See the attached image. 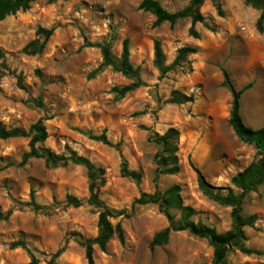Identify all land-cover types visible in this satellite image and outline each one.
Wrapping results in <instances>:
<instances>
[{
  "label": "rangeland",
  "instance_id": "rangeland-1",
  "mask_svg": "<svg viewBox=\"0 0 264 264\" xmlns=\"http://www.w3.org/2000/svg\"><path fill=\"white\" fill-rule=\"evenodd\" d=\"M142 1L35 0L29 10L1 21L5 58L0 62V122L7 129H29L43 120L48 139L42 148L83 156L105 169L99 198L115 211L126 209L129 217L112 220L121 223L125 243L115 236L106 252L95 247L94 264H211V245L188 231L171 232L165 245L152 250L154 236L169 226L168 219L157 205L135 201L144 193H164L178 185L184 205L195 211L191 221L219 233L231 230L232 209L200 191L194 168L226 193L231 179L258 159L255 148L241 142L228 123L232 95L223 86V70L237 91L252 84L241 97L240 113L247 126L264 128V25L260 31L257 24L261 12L244 0H207L199 8L204 22L196 24L199 38L194 39L189 35L191 19L155 27V17L139 9ZM157 1L172 13L190 4ZM40 28L53 30L43 53L25 54L27 44L44 41ZM85 40L109 44L116 58L129 40L130 59L144 85L117 99L113 90L133 81L111 68L96 73L101 52L84 47ZM156 41L167 65L182 47H196L198 53L161 77L154 65ZM178 95L192 96L193 101L169 102ZM39 98L44 108L33 104ZM171 128L180 133V171L157 178L160 148L152 137ZM103 133L119 148L93 139ZM29 143V138L0 140V211H13L0 223V264L30 262L26 250L13 247L19 241L40 264H48L59 250L63 252L56 264H88L81 241L98 235L100 210L86 204L87 171L71 163L49 167L36 158L22 165ZM123 161L137 178L122 175ZM69 196L84 201L83 206L68 205ZM170 214L176 221L182 218L181 211ZM243 214L255 216V224L245 228V247L252 253L234 249L229 262L264 264V188L247 196Z\"/></svg>",
  "mask_w": 264,
  "mask_h": 264
},
{
  "label": "trees",
  "instance_id": "trees-1",
  "mask_svg": "<svg viewBox=\"0 0 264 264\" xmlns=\"http://www.w3.org/2000/svg\"><path fill=\"white\" fill-rule=\"evenodd\" d=\"M35 0H0V22L6 18L16 15L18 12H25L30 9L31 4ZM53 2L60 0H52ZM207 0H190V4L179 12L167 11L157 0H143L139 5V9L149 12L155 17L154 26L160 27L164 23L170 26L176 25L180 20L191 19L192 26L189 30V35L194 39L199 38V33L195 30L198 23L204 22V17L200 14L199 8ZM247 5L261 12L258 20V28L260 31L264 25V0H244ZM38 35H42L45 39L41 41L39 38L27 44L23 52L27 55L35 56L43 53L47 41L53 35V30L40 28ZM84 47H95L101 52L102 63L97 72H101L106 68H111L113 71L122 74L124 77L133 82L122 88H115L113 92L117 99L125 97L127 94L139 89L144 85L139 68H136L130 59V44L129 40L123 43L122 54L120 58H116L111 46L107 43L93 44L85 40ZM198 53L196 47H182L178 50L175 60L172 64L167 65L165 54L160 41H156L154 45V65L160 72L161 77L166 76L169 72L174 71L182 65L191 55ZM5 58L4 52L0 49V62ZM223 86L227 88L232 95V108L229 117V125L232 128L236 137L249 146H253L258 154V159L249 164L242 172H239L231 179V188H228L226 193H222L221 189L212 186L206 181L198 169V186L200 191L214 202L220 203L232 209L231 216L233 225L231 230L225 233H219L215 229L203 224L191 221L195 211L190 206H185L181 188L178 185L170 187L166 192L160 193L156 191L153 194L144 193L135 201L139 205H157L162 213L166 215L169 226L156 234L150 244L153 250L156 247L165 245L171 232L188 231L192 235L206 239L213 248V259L211 264H230L229 255L234 249H239L244 253H252L245 247L247 235L245 228L252 227L255 224V216L247 217L243 214V206L245 199L251 193H256L260 188H264V128L253 129L247 126L240 113V100L243 94L252 87L248 84L241 90H236L230 79L227 71L223 70ZM21 82V79H20ZM193 101L192 96L178 95L173 97L169 102L172 104H184ZM33 104L38 108H44L41 98L33 101ZM13 138H29L30 151L23 157L22 165L26 164L30 159H44L49 167H57L60 165L73 164L86 169L90 181L89 197L86 204L100 210L99 214V233L95 238L83 239L82 246L85 249L86 259L88 264H94V249L99 248L100 251L106 252L108 244L113 237H117L120 243H125V235L121 223L113 224L112 220L117 218H128L129 214L126 209L115 211L108 207L100 198L98 189L104 181L106 171L103 167L97 166L91 160L79 155H59L49 149L42 148L48 139V132L43 120H39L29 129L11 128L7 129L0 122V140L6 141ZM94 140L101 142L104 145L119 148V145H114L103 133L100 136L93 137ZM152 140L159 146L160 150L156 155L157 178L161 175H174L180 171L179 162V140L180 133L178 130L171 128L165 134L156 133ZM2 168H0V172ZM122 175L124 177L137 178L139 175L136 172L130 171L126 161L122 164ZM237 189L239 192L235 191ZM34 201V197H33ZM35 204V203H34ZM84 201L74 196L68 197V205L79 208L83 206ZM39 210V207L35 205ZM178 210L182 213V218L179 221L170 214V211ZM13 211H0V223L8 221L12 216ZM14 248H22L30 255L28 264H40V259L28 247L24 241L13 243ZM62 250L55 253L49 260L48 264H56V260L61 256Z\"/></svg>",
  "mask_w": 264,
  "mask_h": 264
}]
</instances>
